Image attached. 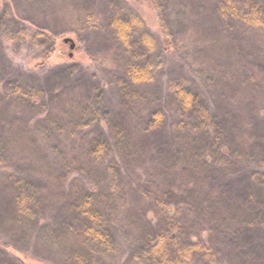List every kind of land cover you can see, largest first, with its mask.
<instances>
[{
  "label": "trees",
  "instance_id": "trees-1",
  "mask_svg": "<svg viewBox=\"0 0 264 264\" xmlns=\"http://www.w3.org/2000/svg\"><path fill=\"white\" fill-rule=\"evenodd\" d=\"M152 1L163 17L159 0ZM125 2L106 20L91 16L87 22L100 20L123 57L116 107L102 81L92 83L86 75L83 83L69 84L76 66L62 67L39 86L7 78L0 67V168L13 143H35L53 157L43 156L48 163L39 180L9 175L0 188L5 211L33 225L37 209L56 208L59 227L42 225L38 232L50 237L51 251L62 250L67 264H106L115 254L118 206L135 216L142 232L137 264H264L255 240H227L230 229L236 235L242 225L250 230L264 223V109L258 104L264 46L245 48L237 40L229 46L235 53L226 84L234 109L216 101L211 112L202 94L175 81L167 89L168 113L146 91L155 79L150 58L156 40ZM209 2L211 14L229 26L227 36L253 33L264 41V0ZM162 28L168 34L165 19ZM17 34L26 42L55 39L31 26ZM56 44L45 61L56 55ZM245 161L253 168L242 170Z\"/></svg>",
  "mask_w": 264,
  "mask_h": 264
},
{
  "label": "rangeland",
  "instance_id": "rangeland-1",
  "mask_svg": "<svg viewBox=\"0 0 264 264\" xmlns=\"http://www.w3.org/2000/svg\"><path fill=\"white\" fill-rule=\"evenodd\" d=\"M120 1L0 0L2 73H5L7 78L22 79L29 85L39 86L62 67L76 66L78 74L72 75L69 84L83 83L86 75L92 83L102 81L106 87L105 95L108 97L109 105L116 107L119 97L116 80L122 75L121 69L125 66L123 57L117 56L113 49L117 47L116 41L107 35L104 26L100 25V20H95L97 23L94 25L87 22L91 16L106 20L107 12L111 13L113 9L119 7ZM126 1L125 8L130 12H136L143 19L144 29L156 40V51L150 58L153 61L155 79L146 91L155 96L158 106L168 113L173 111L167 89L172 82L182 81L202 94L208 101L211 112L217 108L216 101H219L222 108L234 109L230 104L233 99L230 98L226 84L231 80L226 77L231 71L230 56L235 53L229 46L236 42L235 40L245 48H252L254 42L264 46V41L259 37L261 35L246 33L247 37H244L236 32L233 36L231 34L230 37L227 36L230 28L221 22L219 17L211 14L213 12H210L209 0H159L163 17L152 0ZM163 19L168 34L162 28ZM28 26L50 33L55 39L49 43L44 39L26 42L17 33L20 28L27 29ZM7 30L10 33L5 34ZM70 38L76 43L75 50H71L70 45L64 43V39ZM238 39H248L249 43ZM55 40L56 55L45 61ZM71 54L73 55L70 57ZM234 89L236 92L239 91L235 86ZM258 99V104L264 109V85L260 87ZM232 105L241 106L236 103ZM28 115V118L35 122L37 116L32 113ZM18 121L11 120L15 126H21L22 123ZM34 144L21 142L10 146L9 160H6L5 167L0 168V188L9 175L16 172L33 181L40 179V173L44 171L47 160L52 162L53 157L48 149L46 151L42 146ZM43 156L46 157V161ZM249 168H253L252 164L248 161L243 162L241 169ZM35 212L38 217L33 220L35 224L37 223L34 230L35 224L25 225L28 221L24 220L21 221L23 224H20L14 216L5 211L0 198V246L5 249L2 252L4 263L16 264L15 260H20L24 264H53L48 262L51 260L54 264H67L62 250L58 253L51 251L47 240L50 237L46 239L43 234L44 237L41 238V231L38 232L42 225H48L52 229L59 227L62 215L54 207L37 209ZM116 212L112 223L119 245L115 254L105 263L137 264L134 256L141 253L143 247L138 222L132 213L119 206ZM242 226L236 235L230 229L228 242L231 240L234 244L244 239L255 240L261 246V253L264 256V223L253 225L250 230L241 228ZM34 232H37L36 235ZM247 235L250 238H247ZM34 243H37V249L34 248ZM49 254L53 255V258H49Z\"/></svg>",
  "mask_w": 264,
  "mask_h": 264
},
{
  "label": "water",
  "instance_id": "water-1",
  "mask_svg": "<svg viewBox=\"0 0 264 264\" xmlns=\"http://www.w3.org/2000/svg\"><path fill=\"white\" fill-rule=\"evenodd\" d=\"M64 43L69 44L71 50H75V48H76V43H74V41H73L71 38H70V39H65V40H64ZM72 55H73V54H71L70 57H71Z\"/></svg>",
  "mask_w": 264,
  "mask_h": 264
}]
</instances>
